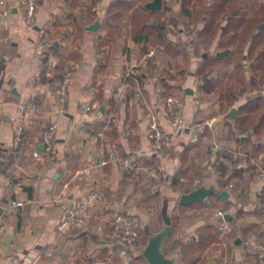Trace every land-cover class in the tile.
<instances>
[{
	"label": "crops",
	"instance_id": "crops-1",
	"mask_svg": "<svg viewBox=\"0 0 264 264\" xmlns=\"http://www.w3.org/2000/svg\"><path fill=\"white\" fill-rule=\"evenodd\" d=\"M115 1L128 6L113 21L107 12ZM150 1L35 0V27L50 33L42 49L36 29L23 26L20 0L0 5V264H117L109 223L116 213L138 217L130 248L143 249L160 235L158 249L171 264H264V136L237 124V106L255 94L248 93L253 84L245 82L243 100L233 101L226 98L228 79L216 84L219 70L207 57L220 50V28L205 46L201 1L160 0L157 10ZM68 69L67 99L60 102L58 82ZM25 98L33 103L14 149L9 143ZM83 99L92 104L87 121L79 113ZM171 111L183 118L177 133ZM151 116L165 134L159 152L148 136ZM49 123L56 125L53 159L40 141ZM213 141L217 160L209 167ZM126 158L140 163L127 175ZM156 160L164 164L157 183L148 174ZM92 187L103 199L88 204ZM197 189L208 192L180 201ZM11 199L23 207H12ZM75 203L83 207L81 224L60 228ZM221 224L228 230L219 232ZM185 243L200 250H183Z\"/></svg>",
	"mask_w": 264,
	"mask_h": 264
},
{
	"label": "trees",
	"instance_id": "trees-1",
	"mask_svg": "<svg viewBox=\"0 0 264 264\" xmlns=\"http://www.w3.org/2000/svg\"><path fill=\"white\" fill-rule=\"evenodd\" d=\"M185 1L190 3L191 0ZM198 1H201V13L204 16L199 29V38H204L205 46L211 44L220 28V41L217 44L220 50L215 49L207 57L208 65L219 70V79L216 84L228 79L226 98L228 99V95L231 94L230 101H233L236 96L242 99L245 96V91L243 93L242 91L246 89L243 84L244 79H241L244 70L264 76V0ZM127 6L123 1H115L109 5L107 17L114 21ZM182 11L184 14L186 9ZM137 20V16L133 17V26L137 25ZM145 20L144 17V22ZM154 20L156 22L158 18ZM150 23L153 25L154 21ZM164 45L168 50L169 43L166 42ZM245 60L249 62L248 68L244 67ZM237 110L242 114L237 120L240 130L251 129L254 135L264 136V91L255 93L242 102L237 106ZM135 244H137L136 241L132 245L135 246ZM143 249L129 246L124 254L126 258H121L122 255L117 252L114 260L117 264H149ZM186 249L200 250L199 245L194 248L188 243L183 245V250Z\"/></svg>",
	"mask_w": 264,
	"mask_h": 264
},
{
	"label": "built area",
	"instance_id": "built-area-1",
	"mask_svg": "<svg viewBox=\"0 0 264 264\" xmlns=\"http://www.w3.org/2000/svg\"><path fill=\"white\" fill-rule=\"evenodd\" d=\"M23 6L24 12V22L23 26L25 29H36L37 33V47L42 49L47 44L48 40L50 39L49 31L44 27H35V0H20ZM4 3V0H0V5ZM173 23L167 21V27L174 28ZM152 53V50L148 51V54ZM2 58L5 59L6 56L2 55ZM169 73L168 69H163L161 74L166 76ZM72 78V71L70 69L65 70L61 79L58 83L57 88V95L60 102H64L67 99V87ZM264 89L262 88H253L249 89L248 93H258L263 92ZM239 98H236L237 101ZM32 101L30 99H23L22 102L19 103V113L17 115V125L15 131L13 133V137L10 141V145L14 149H18L21 147L22 144V133L24 129V121H25V113L27 109L32 107ZM2 107V98L0 97V110ZM91 109L92 104L89 100L83 99L79 103V113L81 119L89 120L91 117ZM171 123L172 129L175 133L179 132L183 126V118L181 113L178 111L170 112V116L168 117ZM210 124V122H207ZM56 125L55 124H45L42 127L41 134H40V141L43 146V152L45 153L46 157L49 159H53L57 153L58 145L54 139ZM147 130L148 136L151 139V147L154 151L159 152L162 151L164 143H165V134L159 128L156 118L151 116L147 122ZM244 136V134H240ZM217 150H218V143L216 141L212 142L210 153L207 158V164L209 167L217 160ZM40 151L36 148L32 151V156L35 158L40 157ZM140 166L139 160L136 158H126L124 159V174L127 175L131 173L134 169ZM164 171V164L161 161H155L148 169V174L153 180V182L157 183L160 180V177ZM103 199V192L99 188L92 187L86 191L85 194V201L88 204H93L97 201H101ZM10 205L12 207L21 208L24 205L23 200L21 199H11ZM221 212L218 211L217 215L221 216ZM84 215L82 205L74 204L71 205L64 217L61 221L60 228L64 226H79L82 222ZM109 223L111 225L112 233L115 236V239L118 242V253L124 255L127 252V248L135 243L137 238L139 237V220L138 217L134 213H116L114 214ZM219 232H225L228 230L226 224H221L217 227ZM260 261H264V252H259ZM264 263V262H263Z\"/></svg>",
	"mask_w": 264,
	"mask_h": 264
},
{
	"label": "water",
	"instance_id": "water-1",
	"mask_svg": "<svg viewBox=\"0 0 264 264\" xmlns=\"http://www.w3.org/2000/svg\"><path fill=\"white\" fill-rule=\"evenodd\" d=\"M160 0H151L147 3V6L152 10H157L160 8ZM208 190L197 189L188 194L182 195L180 201L187 203L193 199L202 198ZM160 235H155L151 237L150 242L144 247L143 253L149 264H171L168 259L164 257L161 251L158 249Z\"/></svg>",
	"mask_w": 264,
	"mask_h": 264
},
{
	"label": "rangeland",
	"instance_id": "rangeland-1",
	"mask_svg": "<svg viewBox=\"0 0 264 264\" xmlns=\"http://www.w3.org/2000/svg\"><path fill=\"white\" fill-rule=\"evenodd\" d=\"M191 28H194L195 24L197 25V20L196 19H193L191 20ZM189 25V23H188ZM175 28V26H174ZM241 79L243 80L244 79V87L246 86V83L249 81L251 82L253 85L250 86L248 89H252V88H262L264 89V76H262L260 73H256V74H252L250 71H247V70H244L242 76H241ZM246 82V83H245ZM59 83V82H58ZM239 87H241L239 85ZM245 91V89L242 91V93ZM137 241V240H136ZM139 241H141V239H139ZM118 250V249H117ZM118 252V251H117Z\"/></svg>",
	"mask_w": 264,
	"mask_h": 264
}]
</instances>
